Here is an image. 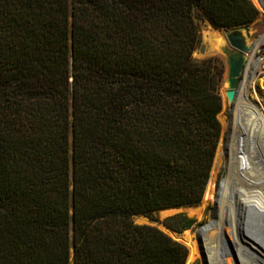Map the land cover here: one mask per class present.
I'll use <instances>...</instances> for the list:
<instances>
[{"label":"trees","instance_id":"trees-1","mask_svg":"<svg viewBox=\"0 0 264 264\" xmlns=\"http://www.w3.org/2000/svg\"><path fill=\"white\" fill-rule=\"evenodd\" d=\"M258 16L251 0H0V264H184L133 216L201 201L224 64L193 57L198 20Z\"/></svg>","mask_w":264,"mask_h":264},{"label":"bare ground","instance_id":"bare-ground-1","mask_svg":"<svg viewBox=\"0 0 264 264\" xmlns=\"http://www.w3.org/2000/svg\"><path fill=\"white\" fill-rule=\"evenodd\" d=\"M252 1L264 8V0ZM202 38L207 55L221 53L226 44L224 36L215 30L203 32ZM263 45L264 33L252 43L251 52L245 54L242 79L233 102L227 103L226 175L216 196L213 182H208L201 203L205 206L214 200L213 220L195 233L184 231L182 242L189 247L191 259L200 257L204 264H264V113L249 98V86L261 64L257 53ZM173 210L167 208L163 212ZM200 211L199 206L189 213L198 217ZM224 225L228 230L222 237ZM238 231L243 242L238 239Z\"/></svg>","mask_w":264,"mask_h":264},{"label":"rangeland","instance_id":"rangeland-1","mask_svg":"<svg viewBox=\"0 0 264 264\" xmlns=\"http://www.w3.org/2000/svg\"><path fill=\"white\" fill-rule=\"evenodd\" d=\"M253 4L258 9L259 16L252 24H250L248 27L245 28L246 33H247V37H248V52H247L248 54L251 52L252 43L255 41V39H257L261 34L264 33V8L255 4L254 2H253ZM198 23H199V26L201 29V42H200V44L203 41V38H202L203 32H210L212 30H215L217 33H220V34H223L225 32V30L213 29L211 27V25L204 19H199ZM199 46L193 52V57L195 59H203V58H208L211 56H218L224 64V71L222 74L221 83H220V87H219V93H220L221 98H222V109L220 110V112L217 115V117L221 123V126H222V135H221L219 142H218V145H217V149L215 152L212 168L210 171V177L208 180V182H210V181L213 182L214 196H216V193L219 189V184H220L222 178L225 177V175H226L225 151H226L227 141H228V131L226 129L225 122H227V120L229 119V107H228V104L224 98V92H223L224 80L226 78V65H225L224 58L221 55V53L207 55V53H206L207 51H206V52H204L205 54H201L198 51ZM257 58L260 59L261 64L258 68L259 71L257 70L258 72L256 73V77L252 80L253 83H251L249 86V98H250V101L264 113V45L260 47V51L257 53ZM241 79H242V76H240V80ZM262 80H263V82H262ZM262 83H263V87H261ZM201 203H202V199L200 202H198L197 204L192 206L193 208H198L199 206L201 207V211H200V214L198 217L194 214L187 212V210L190 206H181V207H176L175 211L173 210V212L166 213V212H163V210L156 211L151 215V217H148L144 214H136L133 216V221L136 224H147V225L155 226V227L161 229L162 231H164L165 233H167L168 235L170 233V236L173 235L174 237H176L175 238L176 240H180L179 237H181L182 232H176V231L170 229L166 224L167 223L166 220L175 214H183L187 219H192L194 221L190 228H187L184 230L192 231L195 233L200 227H202L206 224H209L213 220V213L215 210L214 200L208 201L205 204V206L201 205ZM227 230H228V228L225 225L222 226V228H221L222 237L225 236V234L227 233ZM240 234H241V232L238 231V239L240 238V241H242ZM183 235H184V233H183ZM185 245H187V244H185ZM226 246H228L227 243H226ZM226 248H229V247H226ZM252 250H254V251L256 250V252H257V249H255L253 247H252ZM190 264H204V262H203L202 258L199 257V258H192Z\"/></svg>","mask_w":264,"mask_h":264},{"label":"water","instance_id":"water-1","mask_svg":"<svg viewBox=\"0 0 264 264\" xmlns=\"http://www.w3.org/2000/svg\"><path fill=\"white\" fill-rule=\"evenodd\" d=\"M222 35L224 36L226 42V44L221 47V55L223 56L226 65V78L224 80L223 92L226 102L231 103L235 98L236 90L240 83V76L242 75L244 69V64L246 61L245 54L248 52V44H247L248 37L245 27L229 29L225 31ZM205 49H206L205 45L201 43L198 51L199 53L204 54ZM207 188H208V182L206 184L203 196ZM191 208L193 207L190 206L187 212H189ZM184 231H182V235L181 237H179L180 239L179 241H182L184 239L183 238ZM186 247L188 253L184 264H190L192 260L190 257V249L187 245Z\"/></svg>","mask_w":264,"mask_h":264}]
</instances>
